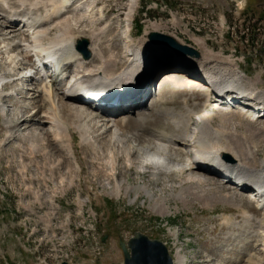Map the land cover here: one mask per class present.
Instances as JSON below:
<instances>
[{
    "label": "rangeland",
    "instance_id": "rangeland-1",
    "mask_svg": "<svg viewBox=\"0 0 264 264\" xmlns=\"http://www.w3.org/2000/svg\"><path fill=\"white\" fill-rule=\"evenodd\" d=\"M25 1L32 4L36 0ZM131 1L135 5L131 37L136 43L145 37L151 25H163L165 28L159 33L174 36L178 42L196 48L201 54L200 60H193L176 54L170 47L154 46L148 40L145 47L147 60L148 55H156L149 67L150 73L173 62L177 64H168L167 70L202 80L196 68L201 66L204 52L194 42L195 38H200L207 42L215 56L214 64L208 66L210 74L219 75L221 69L222 72L237 70L239 65L243 76L250 81L259 78V88L264 91V55L260 53L264 47V0H99L104 18L99 16L100 22L94 24L80 20L84 11L77 12L72 7L65 16L72 24L76 23L72 28L74 35L78 40L81 37L90 39L98 46L96 53L99 55L88 60L92 67L100 66V55L105 59L112 55L117 66L111 73L116 75L124 70L127 50L124 18ZM49 9V6L40 7L39 12L33 14L44 16ZM0 14L6 15L1 10ZM97 17L95 14L94 18ZM260 18L262 20L257 24ZM106 22L107 28H104ZM0 24H4L3 21ZM12 27L0 29V36L7 35L0 39V75L9 78L8 81L17 79L12 84L14 88L6 87V95L19 92L17 97H8L3 103L6 116L18 126L15 137L7 142H3L7 134L0 112V264H124L120 240L127 242L137 232L164 242L171 254L176 255V262L182 256L185 264H264V221L260 228L256 221L246 223L243 215L246 212L256 219H264V210L239 197L238 189L232 188L233 185H221L220 189L225 193L236 192L240 200L236 203L237 208L219 200L207 206L203 199L214 196L215 191L200 189L195 193H184L182 200L176 197L181 192L179 183H184L183 187L187 188L193 182L164 174H141L134 168L137 155H140V151L136 155L134 150L155 151L158 133L182 136L181 131L156 112L170 110L176 121L184 111V100L187 99L190 108L196 114L201 113L214 102L207 90L186 86L189 82L183 83L175 74L171 78L158 75L160 83L171 80L162 88L152 108L125 122L117 119L127 117L124 115L113 121H103L99 126L94 123L90 126L96 142L93 146H81L79 133L70 129L74 160L55 145L52 134L46 135L45 142L38 140L49 128V125L38 126L30 121L34 112L42 109V98L37 97L41 87L22 79V71H18L20 65L14 60L18 53L11 47L16 41L29 40L32 34L8 35L15 31ZM247 28L251 36L245 40ZM253 29L256 33L251 41ZM55 34V31L51 32V38ZM229 61L235 65H230ZM218 62L225 65L220 66ZM145 70L146 64L135 89L143 88ZM12 72L14 77L9 75ZM63 114L68 118L67 111ZM261 117L259 123L262 121L264 125V117ZM218 124L219 119H214V125ZM239 131L244 130L239 128ZM31 144L39 146L35 155ZM257 154L260 165L264 160V146ZM131 163L132 167L128 168ZM51 168H54L52 173ZM71 171L74 175L68 174ZM207 181L215 182V186L219 184L213 178ZM140 184L141 189L149 194L147 188L154 199L160 198L158 203L163 200L166 210L161 211L164 213L153 210L154 200H138L132 204L123 192L120 197L115 193L116 186ZM38 196L41 197L39 201L35 199ZM104 238H107L106 243H103Z\"/></svg>",
    "mask_w": 264,
    "mask_h": 264
},
{
    "label": "bare ground",
    "instance_id": "bare-ground-1",
    "mask_svg": "<svg viewBox=\"0 0 264 264\" xmlns=\"http://www.w3.org/2000/svg\"><path fill=\"white\" fill-rule=\"evenodd\" d=\"M48 1V3H45L41 0H36L32 4H28L25 0H0V10L2 11V13L6 14L5 16H2V14H0V22L3 21L4 23L0 24V29H2L3 27L10 29L11 26L8 25V20L17 18V16H23L27 24L33 25L32 27L35 28V31L32 33V37L29 40H24L19 42L17 45L11 46L12 48H15L16 53H18V55L16 56L17 58L14 60L17 65H20V70L18 71H22V79L27 83H38V85H40L41 87L37 91V93L39 94L37 95V97H40V99L42 98L40 100L41 103H43L42 109L36 110L32 115L30 121L36 123L38 126L49 125V128L47 129L48 131L46 130L45 132H43L39 136L38 140L40 139L41 142H45L46 135L52 134L55 145L61 147L63 151L67 153L68 158L74 159V144L70 129H73L79 133L81 138V146L90 147L96 144L95 140L91 136L90 126L96 122L97 126H99L100 123L107 120L105 119V116L100 115V112L98 110L99 106L97 107V109H95L93 105L87 106L82 101L81 96L83 94V96H89L93 93V95L97 98V96L101 93L108 94L112 91H116L117 93L128 92L133 86L137 84V82L141 81L140 76L145 68V64L147 61V48L145 47L148 46L147 37L150 34L149 29L152 30L151 32H158L164 30L165 26L155 24L151 25V28L147 30L145 37L143 36L142 39L137 43L131 36L127 38V41L125 40V42L127 43V50L125 55L124 70L117 73L116 75H113L111 72H113L115 67L117 66L114 56L111 55L108 59H105V57L100 55L98 57V60H100L101 62L100 66L92 67V64L90 63V65L88 60H85L82 55L76 50L78 39L72 31L73 25H76V23L72 24L71 20L69 18H66L65 16L69 13L72 7H75V10L77 12L84 11V15L81 16L80 20H86L89 24L100 22L99 16H101V18L103 19L104 13L103 9L99 8L98 6L99 0ZM47 6H49L50 9L46 11V14L44 16H36L33 14L34 12H39L38 10L40 9V7L46 8ZM16 8H18L19 10H16ZM127 9L128 11L125 15L124 21L125 25H127L126 28L131 32L130 28L131 24L133 23V11L135 9L134 1H131ZM95 14L98 15L97 18H94ZM55 20L60 21L54 23ZM107 24L108 22L104 24V28ZM53 31H55L56 34L53 38H51V32ZM22 33H28V31L24 30ZM15 34H17L16 30L10 32V34L8 35ZM6 36L7 35H2L0 36V39ZM16 36H14V38H16ZM171 37L175 39L174 36ZM5 41L1 42L4 43ZM46 41L50 43L47 46L45 45L46 43L44 44V42ZM194 42L196 46L204 52V58L201 60V66H197L196 68L197 74L203 80L205 79V87L207 86V88L209 89V93L210 91H215V94L213 93L214 102L211 103L210 106H208L207 109L203 112V117L209 113V108L211 106L220 105L219 100L222 96L227 97L231 95L233 99H237V97H234L235 94H244V96H242L241 98L238 97V99L243 102L248 101L251 103H255L256 105L261 107L262 110H264V91H261L262 89L260 90L259 88V86L261 85V81L259 80V78H257L255 81H250L251 79L243 76V72H241V67L239 65H237V70L229 69L222 72L221 69L219 75L210 74L208 72V66H211L213 60L215 59V56L207 47V42L204 39L195 38ZM96 47L98 46H94L93 43L91 44L93 59L99 55L98 53H96ZM130 53H132V55H130ZM30 56L38 58L37 63L41 67L45 68L46 75L48 74L46 63L49 62L51 58L57 61L56 65H58L59 63V70H62V68H67L69 70V75H62V71H54L52 73V77H55L54 80H45L41 78L40 75H38V73L35 71V68L29 63L28 58ZM17 60H19L20 63L17 62ZM218 63L220 66L225 65L221 62ZM229 64L232 65L234 64V62L229 61ZM167 69L169 68H166L159 75H164L163 77L168 76L171 78L172 75L175 74V76H178L177 79L182 80L183 83L184 81H186L185 83L189 82V84H193L191 80H196L194 78H188V76H185V74H182L180 72H171ZM9 75L13 77L15 76L13 72ZM8 79L9 78L0 75V112L3 113V124L7 134L6 139L3 142H7L13 139L16 132L18 131V126H15L12 120L8 119L4 108V104L6 103L5 100L7 101L8 97L15 98L17 97V93H19L15 92L13 94L6 95V80ZM15 80L12 83L13 85L16 83ZM167 80L166 83H160L159 80L156 79V81L151 85L154 95L156 94V96L152 100L150 107L153 106L154 102L157 100L156 98H158L160 92L162 91V88L171 79ZM62 86H64V88H62ZM216 94H220V96L218 97ZM92 102V104H95V101ZM145 107H148V103L145 104ZM183 108L184 111L187 112L191 109L189 106V101L187 99L184 100ZM116 110L117 109H113L111 111L115 112ZM63 111L68 112V118L64 117ZM141 113H143V111H139L137 113L133 112L130 115L128 113H122L118 117H127L117 119H125L126 121L130 119V117ZM156 113L157 115H159V117L166 119L170 124L174 125L175 128L178 129V119L180 118V116L176 121H174V112H170V110L169 112L165 110H158ZM260 117L261 114L258 115V118L256 119L246 116L242 112L236 110L234 111L232 110V108H229L228 111H223L219 107L209 117V121H211L210 125L202 129L207 140L206 148L213 149V155H207L205 157L209 159L208 161H210L211 167L217 166L225 168L224 170L229 169L231 178H235L231 179V186L233 184H237L233 185L236 186L237 189L240 187H244L253 192L259 189H264V160H262L260 165L257 161V158L259 156V154L257 153H259L264 146V125L262 124V121L261 123H259ZM216 118L219 119V124L217 126L214 125V119ZM117 119L116 121H118ZM239 128L244 131H239ZM155 139L158 140V142L162 141L170 144H181L182 142H184V140L179 137H170L162 133H158V136ZM30 147L33 150V155L39 152V146H34L31 144ZM139 154V159H142V157H144L145 159L143 162L146 163L143 164L144 168H150L151 166H154L158 167L159 169H169V174L178 173L177 169L179 167V163L165 164L168 163V160L155 151H148L147 153H145L141 150ZM51 170H54V168H51L49 170L50 173H52ZM197 172L199 175L201 174V171ZM68 174L71 175L72 171L70 173L68 172ZM206 177L208 176H205V178H193L192 180H190L191 183L193 182V185L187 188H184L183 185L185 184L180 182L179 184L181 185V192H179L176 197L183 200V197L185 195L184 193H195V191L200 189L201 191L212 190L216 192L215 195L210 197L207 196V198L203 199L205 202H207V206H209V204H211L212 202L215 203L219 200L223 204L230 205L236 208L238 207L236 206V203L240 202V200L236 197V192L225 193L220 189L222 188L221 185H225L227 187L230 186L228 185V183L221 181L215 186L213 185V183L215 182L207 181ZM72 180L74 181V179ZM180 180L184 181L183 179ZM208 187L211 188L208 189ZM230 188L231 187H229L228 189ZM129 189V187H126L125 191L128 193ZM145 193L148 194L147 192ZM202 193H206V191ZM239 197L243 199L245 197L246 201L250 203H256V206L259 207V209L262 205L261 210H264V199L260 198L258 194L253 193L252 195ZM40 198L41 197L39 196L35 197V199L38 201L40 200ZM160 209L162 211H165L166 207L163 206L160 207ZM243 215L246 223L256 221V224L260 228H262L264 219H256L254 216L246 212H244ZM260 220H262L261 223H259ZM181 257H178L177 262L175 261L176 264H185V260L183 259V257Z\"/></svg>",
    "mask_w": 264,
    "mask_h": 264
},
{
    "label": "water",
    "instance_id": "water-1",
    "mask_svg": "<svg viewBox=\"0 0 264 264\" xmlns=\"http://www.w3.org/2000/svg\"><path fill=\"white\" fill-rule=\"evenodd\" d=\"M149 42L154 46H167L170 47L176 54L183 57H191L193 59L199 60L201 54L193 47L188 45H183L176 41L174 38L167 34L152 32L148 35ZM76 49L80 52L85 60L92 58V52L90 51V41L86 38L79 39L76 45ZM264 54V49L262 50ZM156 55H148V60L146 63V70L143 76V81L145 82L143 88L136 92H124L119 93L123 96H137L142 91L148 89L157 79L158 75L163 71L168 64H173V62L165 63L161 69L157 72L150 73L149 67L151 65L153 57ZM107 238L103 241L105 242ZM120 246L124 252L125 264H174V260L169 252L168 247L159 240H153L143 233H136L134 237L125 243L123 240L120 242Z\"/></svg>",
    "mask_w": 264,
    "mask_h": 264
},
{
    "label": "trees",
    "instance_id": "trees-1",
    "mask_svg": "<svg viewBox=\"0 0 264 264\" xmlns=\"http://www.w3.org/2000/svg\"><path fill=\"white\" fill-rule=\"evenodd\" d=\"M255 30V29H254ZM254 30H252V33H254ZM250 31V30H249Z\"/></svg>",
    "mask_w": 264,
    "mask_h": 264
}]
</instances>
